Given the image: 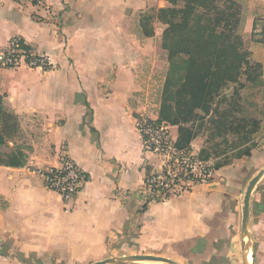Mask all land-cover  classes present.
<instances>
[{
	"label": "crops",
	"instance_id": "0c3cea01",
	"mask_svg": "<svg viewBox=\"0 0 264 264\" xmlns=\"http://www.w3.org/2000/svg\"><path fill=\"white\" fill-rule=\"evenodd\" d=\"M40 1L0 0V57L18 37L51 66L0 67V264H93L136 255L208 264L224 258L236 244L247 185L264 169V72L252 83L239 80L244 87L238 116L256 120L257 132L215 136L207 148L202 129L189 149L197 157L206 151V161L218 166L212 179L142 207L143 180L159 172L161 163L144 153L136 116L142 86L155 83V74L166 79V26L156 15L170 4ZM245 4L243 33L249 39L254 21L264 26V0ZM235 86H228L227 99ZM168 131L175 143L177 126L168 125ZM10 157L22 166H7ZM62 157L87 177L67 202L45 189L41 175L59 168ZM252 193L248 262L264 264V175Z\"/></svg>",
	"mask_w": 264,
	"mask_h": 264
},
{
	"label": "trees",
	"instance_id": "16d2710c",
	"mask_svg": "<svg viewBox=\"0 0 264 264\" xmlns=\"http://www.w3.org/2000/svg\"><path fill=\"white\" fill-rule=\"evenodd\" d=\"M182 0L177 7L174 0H167L169 8L161 9L157 18L166 28L161 37V48L166 52L168 70L161 93V103L156 123L177 126L178 149L189 148L191 141L208 125L209 136H251L257 132L258 122L238 116L239 91L244 87L239 80L255 82L249 76L251 66L245 52H241L242 40L234 34L235 28L244 22L240 10L231 0ZM254 21L251 37L256 36ZM260 35H264V26ZM29 50L30 47L23 46ZM236 84L227 99L224 91ZM233 97L236 102L233 101ZM220 105L226 108L219 110ZM216 117V119H213ZM5 115L0 109V122ZM8 120L14 121L10 116ZM4 140L0 131V146ZM206 151L201 160H208ZM246 155H249L247 152ZM0 163L2 161L0 160ZM9 167H21L16 157L7 161ZM218 166H215L216 170Z\"/></svg>",
	"mask_w": 264,
	"mask_h": 264
},
{
	"label": "built area",
	"instance_id": "2783aa9c",
	"mask_svg": "<svg viewBox=\"0 0 264 264\" xmlns=\"http://www.w3.org/2000/svg\"><path fill=\"white\" fill-rule=\"evenodd\" d=\"M28 1L41 5L40 0ZM52 17V15H51ZM26 45L20 38H12L6 52L0 57V67L17 69L20 66L50 70L48 60L34 48ZM142 108L136 116L137 129L141 135L144 153L154 156L161 163L159 172L144 178L139 190V204L165 203L171 199L189 193L198 185L207 184L213 177L214 166L201 160L189 148L178 149L171 140L168 125L156 123L153 115L157 113L156 102L146 93L142 98ZM45 189L59 194L64 202L74 199L87 177L75 164L62 157L59 168L46 170L42 174Z\"/></svg>",
	"mask_w": 264,
	"mask_h": 264
},
{
	"label": "rangeland",
	"instance_id": "374dc122",
	"mask_svg": "<svg viewBox=\"0 0 264 264\" xmlns=\"http://www.w3.org/2000/svg\"><path fill=\"white\" fill-rule=\"evenodd\" d=\"M176 2V6L177 7H181L182 6V0H174ZM233 1L236 6L238 7V9L241 11L240 15L241 17H244V22L240 25H238L235 30H234V34L238 37L241 38L242 40V46L240 51L241 52H245L246 56L248 57V62L251 63V70H249V76L253 77L256 75H260L261 73L264 72V37L263 35H260V33H257L256 36L253 37H249V39L247 37H245L244 35V24H245V2L247 0H231ZM171 6V5H170ZM229 5H226L224 7V2L221 0V2L219 3V7L224 10L226 8H228ZM162 21V20H161ZM163 22V21H162ZM257 25L259 27H263V22L262 21H257ZM165 52V51H164ZM166 55V52H165ZM160 75L157 76V74H155V83H151L148 85H144L142 86L143 90L142 95L144 96L146 93H149L151 98L158 103L159 100L161 99V93L163 90V81L162 79H160L159 77ZM165 82V81H164ZM229 89V88H228ZM226 91V90H225ZM224 91V94H225ZM231 94V93H228ZM143 96H141L143 98ZM235 97H233V101H235ZM158 101V102H157ZM223 108H226V106H224ZM209 126L205 125V128H203L204 132V136L208 137L209 136V131H208ZM210 139H207L208 144L210 143ZM211 144V143H210ZM207 145V148H209L211 145ZM253 195V200H255V193H252ZM249 237L247 236V244L249 243ZM228 245H230L228 243ZM249 245V244H248ZM228 251L226 252L224 258L219 259L218 261H212L208 264H243V260H242V252H241V241H240V224L238 226V230H237V238H236V244L234 243V247L233 246H228L227 247ZM248 249V248H247ZM231 250V251H230ZM248 252L250 254V250L248 249ZM250 264V263H249Z\"/></svg>",
	"mask_w": 264,
	"mask_h": 264
},
{
	"label": "water",
	"instance_id": "95a60500",
	"mask_svg": "<svg viewBox=\"0 0 264 264\" xmlns=\"http://www.w3.org/2000/svg\"><path fill=\"white\" fill-rule=\"evenodd\" d=\"M264 175V169L260 170L254 178L250 180L245 190L242 202V217H241V225H240V241H241V252H242V260L243 264H249L248 262V249L250 250V244H247V236L248 235V221H249V204L252 190L254 189L259 178ZM249 241V240H248ZM248 248V249H247ZM160 262L165 264H177L176 262L157 256L150 255H136V256H126L114 259H108L100 262H96L93 264H126L130 262Z\"/></svg>",
	"mask_w": 264,
	"mask_h": 264
}]
</instances>
